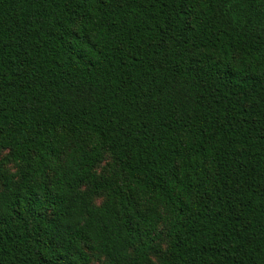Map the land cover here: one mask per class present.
<instances>
[{"label": "trees", "instance_id": "obj_1", "mask_svg": "<svg viewBox=\"0 0 264 264\" xmlns=\"http://www.w3.org/2000/svg\"><path fill=\"white\" fill-rule=\"evenodd\" d=\"M94 260L264 264V0H0V264Z\"/></svg>", "mask_w": 264, "mask_h": 264}, {"label": "rangeland", "instance_id": "obj_2", "mask_svg": "<svg viewBox=\"0 0 264 264\" xmlns=\"http://www.w3.org/2000/svg\"><path fill=\"white\" fill-rule=\"evenodd\" d=\"M97 203H101V199L97 200ZM93 264H100V261L94 260Z\"/></svg>", "mask_w": 264, "mask_h": 264}]
</instances>
